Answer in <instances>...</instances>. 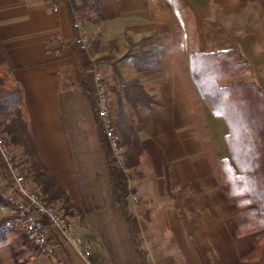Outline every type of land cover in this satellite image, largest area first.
Returning <instances> with one entry per match:
<instances>
[{
    "label": "crops",
    "instance_id": "0c3cea01",
    "mask_svg": "<svg viewBox=\"0 0 264 264\" xmlns=\"http://www.w3.org/2000/svg\"><path fill=\"white\" fill-rule=\"evenodd\" d=\"M84 3L87 49L74 42L65 2L53 10L50 0H0V53L10 82L21 88V113L40 161L73 204L80 191L96 198L99 181L110 174L95 112L99 72L116 118L120 105L121 122L140 128L143 153L133 179L138 201L127 200L143 264H260L243 257L253 241L235 232L240 208L220 168L230 158L227 124L200 95L189 54L233 49L251 67L242 78L264 89V0ZM158 29L162 68L138 69L127 52L138 51V41ZM131 83L143 89L136 105L124 94ZM10 180L0 155V181ZM108 183L114 186L112 177ZM79 216L92 246L88 258L65 242L52 253L38 252L19 231L0 226V264H89L93 253H108L100 221Z\"/></svg>",
    "mask_w": 264,
    "mask_h": 264
},
{
    "label": "trees",
    "instance_id": "16d2710c",
    "mask_svg": "<svg viewBox=\"0 0 264 264\" xmlns=\"http://www.w3.org/2000/svg\"><path fill=\"white\" fill-rule=\"evenodd\" d=\"M79 3L85 4L84 0ZM160 33L161 30L158 29L138 41L140 46L149 45L148 48L140 47L134 53L127 52L138 69L162 68V44L157 42ZM189 68L200 95L209 102L212 113L223 117L227 124L225 140L230 158L221 161L220 168L228 194L236 198L239 206L244 207L234 214L235 232L250 233L253 241V246L243 257L256 259L264 264V89L257 82L242 78L251 67L233 49L192 51L189 54ZM142 92V87L137 83H131L124 89L126 98L134 105L136 94ZM21 102V88L10 82L5 60L0 53V130L7 134L13 146H17L22 154V164L44 200H58L66 208L70 205V200L52 172L39 159L21 113ZM118 113L127 162L135 166L143 153L138 137L140 128L128 120L126 125L121 122L125 115L120 105ZM2 115L4 116L1 117ZM106 157L117 189L121 212L125 216L133 244L144 263L145 253L128 209L127 182L108 153ZM3 228L5 227L1 226ZM37 251L40 252L38 249Z\"/></svg>",
    "mask_w": 264,
    "mask_h": 264
},
{
    "label": "built area",
    "instance_id": "2783aa9c",
    "mask_svg": "<svg viewBox=\"0 0 264 264\" xmlns=\"http://www.w3.org/2000/svg\"><path fill=\"white\" fill-rule=\"evenodd\" d=\"M69 7L72 26L75 30V44L87 49L91 37L84 30L85 16L79 0H50L51 8L57 10L61 2ZM94 90L104 141L109 157L117 169L126 171L123 162V146L114 120L116 116L109 104V93L103 83V76L95 74ZM0 155L11 173L7 186L0 181L1 226L19 231L27 241L41 253H52L61 242L70 245L83 258L91 254L88 239L77 230L67 215L56 205L44 200L38 188L31 185L17 164L16 153L0 130ZM131 198L134 200L133 196Z\"/></svg>",
    "mask_w": 264,
    "mask_h": 264
},
{
    "label": "rangeland",
    "instance_id": "374dc122",
    "mask_svg": "<svg viewBox=\"0 0 264 264\" xmlns=\"http://www.w3.org/2000/svg\"><path fill=\"white\" fill-rule=\"evenodd\" d=\"M144 46H147V45H144ZM94 101H95V96H94ZM95 112L97 113L96 101H95ZM3 116L4 115H2L1 117ZM114 116L116 115L114 114ZM118 123H119V117H117L114 120V124H115V127L118 133L120 134L121 143L122 145H124L123 146V162H124V165L126 166V171L122 172L120 169H118V171L122 174V176L126 180L127 186H128V192H129L128 195H130L131 197V194H132L134 198V200L132 199V201L135 203L138 201V196L134 191L135 187L133 185V182H134L133 179L135 177V174H136L135 169L137 168L138 164L135 166H131L127 162L126 145L123 141V136L120 131L121 128L119 127ZM4 136L6 140L10 143L9 139L7 138L6 133H4ZM10 145L13 148V152L16 153V157L18 159L17 164L19 165L22 174H24V176L31 183V185L35 186V183L33 182L32 177L28 176L27 171L25 170L22 164V161H21L22 154L17 149V146L15 145L13 146L11 143ZM15 148H16V152H15ZM110 174H108V178L103 177L99 181L98 193L96 194V198L94 200L89 198L88 195L85 194L83 191H80L81 192L80 201L75 202L76 205L73 204L71 200H70V205H68L66 208L63 207L62 206L63 204L58 200H53L54 203L53 202L51 203L56 205L59 209H61L64 214L66 213L68 219L71 222H73V225H75L77 230L81 232L87 239L90 238L87 235L88 232L84 233L79 225V218H80L79 212L80 214H84V216L88 218L89 220L100 221L101 227H97V230L100 231V229H102L103 231H106V232L100 233V235L106 238L105 240L106 242L104 243V245L106 247V250H108V253H93V255L90 258L89 264H143L141 256L138 254L133 244L130 232L128 230L125 216L121 212L120 203L117 198L118 197L117 189L115 188V186H111V185L109 186V183H108L109 177H112V175L110 176ZM113 185H114V181H113ZM95 202L97 205L101 207L103 206V207L100 209H96ZM239 208L242 209L244 207L239 206ZM24 239L27 241L25 237ZM28 244L29 246L33 247L30 243Z\"/></svg>",
    "mask_w": 264,
    "mask_h": 264
}]
</instances>
